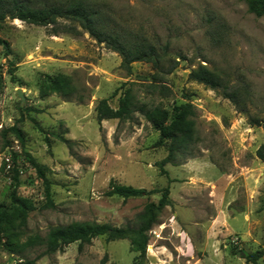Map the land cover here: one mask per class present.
I'll return each mask as SVG.
<instances>
[{
  "label": "rangeland",
  "instance_id": "obj_1",
  "mask_svg": "<svg viewBox=\"0 0 264 264\" xmlns=\"http://www.w3.org/2000/svg\"><path fill=\"white\" fill-rule=\"evenodd\" d=\"M22 1L42 7L65 0ZM85 1L106 16L111 30L155 46L164 73L155 78L150 64L135 62L129 74L121 56L77 22L0 24V37L11 48L5 55L0 47V213L13 207V193L31 206L19 241L2 235L0 264H254L249 256L258 253L256 264H264V161L256 156L264 145V16L251 13L242 0ZM216 22L224 24L221 43L209 38ZM64 26L76 32L59 29ZM200 67L241 94L247 88V110L261 125H250L218 91L189 80ZM58 74L70 77L73 93L43 96L45 78ZM122 87L170 112L174 104L190 102L197 136L190 151L162 165L168 143L159 144L158 130L139 113L99 124L98 102L106 99L117 108ZM31 159L49 181L54 206L47 204L44 180ZM111 182L150 193L108 196ZM167 186L170 204L156 213L144 257L128 239L107 236L82 250L78 243L51 254L25 247L31 236L75 223L139 228ZM4 242L19 244L10 251Z\"/></svg>",
  "mask_w": 264,
  "mask_h": 264
},
{
  "label": "trees",
  "instance_id": "obj_2",
  "mask_svg": "<svg viewBox=\"0 0 264 264\" xmlns=\"http://www.w3.org/2000/svg\"><path fill=\"white\" fill-rule=\"evenodd\" d=\"M242 1L247 5L251 13L257 16H264V0ZM96 7V5L85 0H65L42 7L32 6L22 0H0V24L6 19H18L38 26L55 25L58 19L77 22L98 43H103L109 49L117 52L122 58V68L129 74H131L132 64L135 62L150 64L155 71V78L164 73L163 56L157 51L155 46L147 41L138 42L132 40L111 30L106 16ZM59 29L66 32H76V29L71 26H64ZM223 29L224 24L216 22L214 25H211V31L209 32L210 40H213L215 43L223 42L224 36L221 34ZM53 32L57 33L58 28L53 26ZM0 47L3 48L5 55L11 54L9 42L1 37ZM188 79L216 90L223 97L229 99L240 113L247 116L250 125H261V121L253 118L247 110L245 103L247 94H249L247 88H243L244 94H241L240 90L230 88L223 83L218 75L204 67L190 71ZM156 86L151 85L152 88H158ZM74 90L70 77L64 74H58L54 77L47 76L40 92L43 96L49 92H55L66 97L71 95ZM95 111L99 124L104 120L111 119H117L119 121L128 120L135 113L142 115L158 130L160 135L159 144L168 143V155L162 161V165L174 162L177 156L190 151L192 145L197 140L194 121L196 111L190 102L174 104L170 112L161 105H148L147 103L139 101L131 87H122L118 97L117 108H112L106 99H102L98 102ZM12 130L18 138L23 140V133L20 129L13 126ZM55 136L67 144L69 148L72 147L73 143L66 139L64 135L56 133ZM256 156L264 161V145L256 151ZM31 162L35 165L33 159H31ZM37 170L45 183L47 204L48 206H54L49 181L45 179L38 167ZM149 193L146 189L111 182L107 195H116L128 199L145 196ZM169 195L170 188L167 186L161 191V199L158 205L151 204L147 207V211L143 217L144 224L139 228H118L110 225L75 223L56 227L50 230L46 236L39 234L31 236L27 239V245L25 247L42 248L44 250L42 254H51L64 246L78 243L79 249L82 250L84 244L90 242L93 238L107 236L109 241L128 239L132 250L138 252L140 257H144L148 245L147 232L156 221V213L164 206L170 204ZM12 199L14 203L13 207L10 209L4 208L0 213V244L2 242V235L5 233H10L11 238L19 241L24 234L23 228L26 226L27 213L31 209L28 202L25 199L17 197L15 193L12 194ZM17 219L20 222L18 225H15ZM4 244L9 247L10 251H15L14 247L19 243L4 242ZM258 257L259 253L249 256L251 262L254 264H256ZM23 264H33V261H26Z\"/></svg>",
  "mask_w": 264,
  "mask_h": 264
},
{
  "label": "water",
  "instance_id": "obj_3",
  "mask_svg": "<svg viewBox=\"0 0 264 264\" xmlns=\"http://www.w3.org/2000/svg\"><path fill=\"white\" fill-rule=\"evenodd\" d=\"M18 96L21 98V104H22L23 103V100H24V96H23L21 90L18 91Z\"/></svg>",
  "mask_w": 264,
  "mask_h": 264
}]
</instances>
